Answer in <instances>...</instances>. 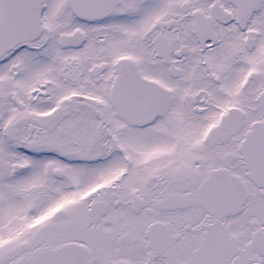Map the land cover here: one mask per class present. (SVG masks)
Returning <instances> with one entry per match:
<instances>
[{"label": "snow or ice", "instance_id": "1", "mask_svg": "<svg viewBox=\"0 0 264 264\" xmlns=\"http://www.w3.org/2000/svg\"><path fill=\"white\" fill-rule=\"evenodd\" d=\"M0 264H264V0H0Z\"/></svg>", "mask_w": 264, "mask_h": 264}]
</instances>
